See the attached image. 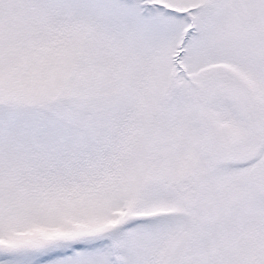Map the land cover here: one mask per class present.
<instances>
[{
	"label": "snow or ice",
	"instance_id": "snow-or-ice-1",
	"mask_svg": "<svg viewBox=\"0 0 264 264\" xmlns=\"http://www.w3.org/2000/svg\"><path fill=\"white\" fill-rule=\"evenodd\" d=\"M0 264H264V0H0Z\"/></svg>",
	"mask_w": 264,
	"mask_h": 264
}]
</instances>
